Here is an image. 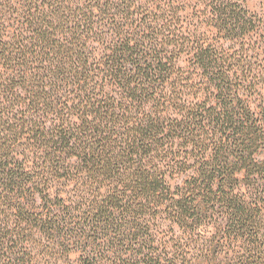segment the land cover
<instances>
[{"label":"trees","instance_id":"16d2710c","mask_svg":"<svg viewBox=\"0 0 264 264\" xmlns=\"http://www.w3.org/2000/svg\"><path fill=\"white\" fill-rule=\"evenodd\" d=\"M0 264H264L262 18L0 0Z\"/></svg>","mask_w":264,"mask_h":264},{"label":"rangeland","instance_id":"374dc122","mask_svg":"<svg viewBox=\"0 0 264 264\" xmlns=\"http://www.w3.org/2000/svg\"><path fill=\"white\" fill-rule=\"evenodd\" d=\"M243 4L253 13L258 15L263 20L264 27V0H241ZM183 176H177L170 180L171 185L179 184L183 180Z\"/></svg>","mask_w":264,"mask_h":264}]
</instances>
